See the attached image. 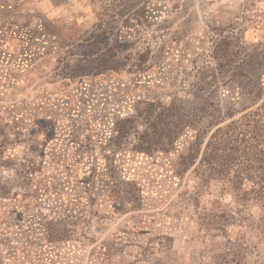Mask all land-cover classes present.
Returning <instances> with one entry per match:
<instances>
[{
	"label": "rangeland",
	"instance_id": "1",
	"mask_svg": "<svg viewBox=\"0 0 264 264\" xmlns=\"http://www.w3.org/2000/svg\"><path fill=\"white\" fill-rule=\"evenodd\" d=\"M99 24L126 47L151 48L146 73L74 76V46ZM208 28L264 52V0H0V177L11 190L0 200V264H264V234L249 226L231 230V244L218 236L219 217L237 207L228 185L197 165L174 180L161 157L116 159V177L143 191L140 209L122 214L107 215L98 186L99 141L113 110L130 108L123 93L182 92ZM84 202L80 212L94 216L74 215ZM45 220L62 242L46 244Z\"/></svg>",
	"mask_w": 264,
	"mask_h": 264
},
{
	"label": "trees",
	"instance_id": "2",
	"mask_svg": "<svg viewBox=\"0 0 264 264\" xmlns=\"http://www.w3.org/2000/svg\"><path fill=\"white\" fill-rule=\"evenodd\" d=\"M208 29L209 38L206 31L196 38L203 48L194 60H187L189 72L183 74L182 92L152 100L123 93L130 108L124 111L119 106L110 115L99 141L101 165L96 169L101 171L98 186L104 194V208L107 215H114L139 210L143 202V191L132 178L116 177L120 170L116 159L161 157L174 180L197 165L202 177L225 182L233 196L236 216H220L217 228L218 236L231 244L233 230L250 226L264 234V52L245 50L223 30ZM118 33L112 26L99 24L78 39L77 51L67 64L74 76H110L125 68L128 74L146 73L142 66L151 48L126 47ZM29 36L24 33L26 39ZM185 54L187 49L184 58ZM89 147L81 151L88 154ZM10 192V182L0 177V200ZM93 196L90 193L86 201L94 202ZM82 200L80 195L75 202ZM82 204L76 205L74 215L94 216L80 212ZM44 223L37 225L47 244L64 240L61 231L50 228L48 220ZM204 224L209 226L207 219Z\"/></svg>",
	"mask_w": 264,
	"mask_h": 264
},
{
	"label": "crops",
	"instance_id": "3",
	"mask_svg": "<svg viewBox=\"0 0 264 264\" xmlns=\"http://www.w3.org/2000/svg\"><path fill=\"white\" fill-rule=\"evenodd\" d=\"M47 244V243H46ZM56 244V243H55Z\"/></svg>",
	"mask_w": 264,
	"mask_h": 264
}]
</instances>
